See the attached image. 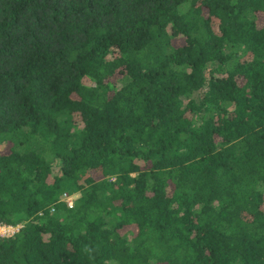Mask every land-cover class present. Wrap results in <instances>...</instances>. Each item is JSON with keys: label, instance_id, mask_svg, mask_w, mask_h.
I'll list each match as a JSON object with an SVG mask.
<instances>
[{"label": "trees", "instance_id": "trees-1", "mask_svg": "<svg viewBox=\"0 0 264 264\" xmlns=\"http://www.w3.org/2000/svg\"><path fill=\"white\" fill-rule=\"evenodd\" d=\"M0 223V264H264V0H0Z\"/></svg>", "mask_w": 264, "mask_h": 264}, {"label": "built area", "instance_id": "built-area-1", "mask_svg": "<svg viewBox=\"0 0 264 264\" xmlns=\"http://www.w3.org/2000/svg\"><path fill=\"white\" fill-rule=\"evenodd\" d=\"M67 203V205L69 207L72 206V200L70 199V197H65L64 199ZM14 228L10 227V226H3V225H0V235L1 236H10V235H13L14 233Z\"/></svg>", "mask_w": 264, "mask_h": 264}, {"label": "clouds", "instance_id": "clouds-1", "mask_svg": "<svg viewBox=\"0 0 264 264\" xmlns=\"http://www.w3.org/2000/svg\"><path fill=\"white\" fill-rule=\"evenodd\" d=\"M0 225H3V226H10V227H12V228H15L16 226L21 225V224H18V225L12 226V225H7V224L0 223ZM13 230H14V229H13ZM18 230H19V229H18ZM18 230L14 231V233H16ZM14 233H13V234H14ZM10 236H12V235H10ZM0 237H9V235H8V236H1V235H0Z\"/></svg>", "mask_w": 264, "mask_h": 264}, {"label": "rangeland", "instance_id": "rangeland-1", "mask_svg": "<svg viewBox=\"0 0 264 264\" xmlns=\"http://www.w3.org/2000/svg\"><path fill=\"white\" fill-rule=\"evenodd\" d=\"M73 198H74V197H70V199H71L72 201H73ZM21 226H22V225H18V226H16V227L14 228V231L18 230Z\"/></svg>", "mask_w": 264, "mask_h": 264}]
</instances>
